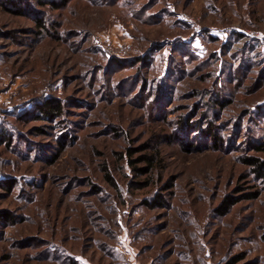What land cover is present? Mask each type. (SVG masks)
Masks as SVG:
<instances>
[{"label":"rangeland","instance_id":"obj_1","mask_svg":"<svg viewBox=\"0 0 264 264\" xmlns=\"http://www.w3.org/2000/svg\"><path fill=\"white\" fill-rule=\"evenodd\" d=\"M22 1L0 0V264H264L243 162L264 159V0Z\"/></svg>","mask_w":264,"mask_h":264},{"label":"trees","instance_id":"obj_2","mask_svg":"<svg viewBox=\"0 0 264 264\" xmlns=\"http://www.w3.org/2000/svg\"><path fill=\"white\" fill-rule=\"evenodd\" d=\"M2 1L4 5L10 4V5L22 6V4L20 3H23L22 0H2ZM37 1L40 6L47 5L53 9H57L62 5V1L59 2L56 0H37ZM36 110H37V115H36L37 118L51 119L52 117H57L60 114L61 106L60 103L48 99L38 104L36 106ZM208 131L209 133H211L210 127L208 128ZM214 139H216V135L214 136ZM255 149L264 151V143L257 145ZM146 160L148 161V163L145 168L142 169L135 167L134 169L140 171L143 170L145 172L148 171V168L152 167V158L146 157ZM134 161L135 159L130 160V162H134ZM243 162H245L250 167L251 171L264 182V159L258 156H249V157H244ZM106 177L108 178V180H110L108 176ZM257 195H258V190L252 193H244L239 196L226 195L222 198V200L216 207V210L221 215H224L229 211L230 207L234 205L236 202L242 199H252L257 197ZM241 257H242L241 255H235L233 257H230L223 264H235Z\"/></svg>","mask_w":264,"mask_h":264}]
</instances>
